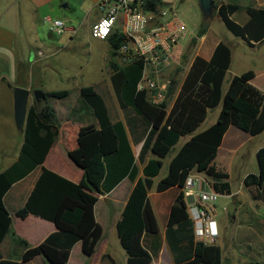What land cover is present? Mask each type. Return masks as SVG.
Listing matches in <instances>:
<instances>
[{"label": "trees", "instance_id": "1", "mask_svg": "<svg viewBox=\"0 0 264 264\" xmlns=\"http://www.w3.org/2000/svg\"><path fill=\"white\" fill-rule=\"evenodd\" d=\"M159 6V0H145L143 8L152 10ZM238 8L234 0L225 4L213 0L212 14L232 36L245 42H264V6L246 7L244 11L248 19L241 26L230 18ZM206 29L207 26L202 24L196 36ZM107 40L111 56L108 61L109 81L124 124L110 120L104 101L91 86L79 88L78 106L70 113L80 123L76 124L74 148L65 151L67 158L81 171V178L75 184L42 167L59 131L54 109L47 99L62 100L67 97V91L45 92L39 106L33 103L27 107L18 158L7 170L0 172V242L10 230V218L2 203L4 193L12 183L38 167L33 187L14 215L21 219L32 215L49 221L56 231L36 246H25L19 259L21 262L40 255L46 264H65L76 242H80L83 255L90 257L102 236V228L93 214L95 195L109 193L127 178L133 185L114 224L118 245L126 256L125 264H148L151 260L143 245L146 238L156 237L158 233L147 196L151 188L155 193L178 189L163 229L172 263L220 264L221 250L217 245L194 241L181 189L193 171L201 174L216 194L230 195L227 174L213 164L216 150L229 126L249 136L263 131L264 94L249 84L253 77L250 70L233 76L221 94L230 52L219 42L207 61L197 56L193 58L169 108L172 82L163 100L154 104L146 90L136 89L142 63L133 61L120 65L113 60L123 36L114 32ZM218 105L214 123L195 132L206 112ZM124 127L134 144L142 139L136 157L137 163L142 165L140 177H137ZM186 136L188 138L170 158L165 175L154 183L153 178L157 176L162 160L177 141ZM149 153L153 157L144 162ZM255 160L256 173L246 174L242 185L253 201L264 202V146L255 152ZM148 243L152 246L151 242ZM0 264L19 263L0 257Z\"/></svg>", "mask_w": 264, "mask_h": 264}, {"label": "crops", "instance_id": "2", "mask_svg": "<svg viewBox=\"0 0 264 264\" xmlns=\"http://www.w3.org/2000/svg\"><path fill=\"white\" fill-rule=\"evenodd\" d=\"M52 1L53 0L22 1L21 4L22 11L24 10V12L18 10V12H14L12 15V23L14 25L17 24L18 29H14L13 31H11L8 29L6 30V28L3 27L1 28L2 31H0L1 39H3L4 37L6 38L5 41L0 40V46L5 47L8 51V54L10 55V58L8 59L9 62L6 65V68L8 72H13L11 77L12 82L11 79L7 80L4 76L0 74V172L7 170L13 163L16 162L22 141V128L18 129L14 125L13 89L16 87L27 89L29 92L27 107H29L33 103L39 106L42 101L39 100L35 102L32 99L31 91L40 90L44 94L45 92L64 90L61 87L62 86L61 83H58L61 76H59V74L54 73L57 71V69L58 70L61 69V65L59 64V61H56V65L52 64L51 66L50 61H52L51 60L52 57L56 56L62 50H68V46L71 47L74 46L72 50L79 51V48L77 47L79 45V40L77 38L70 37L66 45L64 47L59 48L55 44L44 40L42 34L38 32L37 18L40 11L39 7L43 4H48L49 2ZM159 1H160L159 7H169V8L172 7L174 8L175 13L177 14L176 5L166 4L161 0ZM182 1L183 0L181 1L178 0V4H180ZM234 1L239 8L236 12H234L230 16V18L240 26L244 25L248 19L244 11L246 7L261 8L264 6V0H234ZM228 2L229 0H217L218 4L220 3L225 4ZM88 3L90 8L88 12L95 11L96 16L85 23V29L87 34L91 24L94 23L100 17V14L98 13L96 8L97 0H88ZM194 3L197 7L196 0H194ZM3 14L1 15V17L3 16ZM54 19L59 20L57 18ZM215 19L219 20L217 16L215 17ZM201 21H202V16L200 14V17L195 22L193 28L189 29L188 26L185 25L186 29L188 28L187 35L182 40H180L175 46H173L171 50L170 62L168 66L165 68L164 71L159 73L156 79L157 87L161 88L164 94L166 93L168 86H166L167 82L164 83L165 79L163 78H166V76H169L170 73L175 72L174 68L178 69V75L176 76V83L173 86L171 95L168 99V103H167L168 108L171 106L173 99L181 84V81L184 77V74L188 70L193 58L197 56L207 61L211 57L214 47L219 42L223 43L222 41L218 40V37L213 36L212 38L208 39V34L211 33L209 26L210 21L208 22L207 29L201 35L196 36L195 34L201 24ZM65 31H70L71 34H75V31L73 29L70 30L65 29ZM113 32H116V30H114ZM232 37L241 40L242 43H244V45H246L249 49H253V48L256 49L260 45L264 44V42H259V43L245 42L239 37H234V36ZM192 38L194 39L193 44L189 45ZM97 42L106 45L107 52H106L105 61L107 67L109 68L108 61L110 60L111 56H110V45L108 43V40L97 41ZM223 44L226 45L227 48L229 49L230 62L227 70L224 73L223 80L221 83V88H220L221 94L224 93L229 80L233 76H237L248 70L252 71L253 73V77L249 80V84L264 94V68L258 72L246 66L234 69L231 49L226 43ZM113 60L117 64H119L120 62L117 56H114ZM108 70L109 73L106 79L107 82L105 86H103L104 87L103 90L112 93L114 102L117 106L115 97L111 89V84L109 81V75L111 72L110 69ZM77 73L78 72L70 73L71 81L74 80V78L77 76ZM85 78L86 80L82 85L81 84L78 85L77 83H75L74 82L75 80L73 81L75 83V86H73L70 90L69 89L66 90L67 91L66 98L62 100H55L50 98L47 99L49 105H51L52 108L54 109L57 122L58 120L60 121L58 117L60 110L61 117H64L65 119L70 118L72 122H74L75 124L80 123L78 122L76 116L71 115L70 112L78 106L79 88L82 86H91L104 101L110 120L112 122L119 121L122 124H124L123 116L118 106L117 108L120 111V116L119 117L111 116L108 111L104 97L100 94V92L103 90L101 89L100 91L99 86L96 87L98 82H100V72H86ZM161 78L163 80H161ZM53 82L54 84H50ZM72 96H74V103L72 102L69 103L70 98ZM218 106L206 112L203 121L199 124L195 132L202 131L214 123L219 111ZM75 132L76 129L72 131L73 137L70 140H67L66 136H64V134L62 135L61 129L59 128L58 135L54 139L51 147L49 148V151L47 152L42 162V167L76 184L79 182L81 178V171L73 165V163L67 158L65 153L66 150H70L74 148ZM125 132L130 147V151L132 153L135 165L137 167V177H140L142 165L137 163L136 157L142 139L138 143L134 144L126 129ZM187 138H188L187 136L181 137L179 140H182V142L178 145L176 150L173 151L172 148L170 153L162 160V166H163V161L166 160L164 174L159 175L160 170L162 168L161 166L157 176L153 178L154 183L165 175L167 164L170 158L174 155V153L178 150L180 145ZM258 138H259L258 145H255L250 151L251 155L254 158L257 149L264 146V129L255 136H249L248 134L232 126H229L227 128V130L222 136L220 145L216 150V154L213 159V164L217 169L227 174L228 182L230 180L229 173L232 170L231 168L233 167L234 160L238 158L239 163L243 164L246 160V157L249 154L246 145L250 142H253L254 139H258ZM179 140L177 141V143L179 142ZM152 157L153 156L150 153L147 154V156L144 159V162H146L148 159ZM57 162L62 163V167H59ZM38 172H39V168L36 167L31 171H29L26 175H24L20 179L16 180L14 183L11 184L9 189L4 193L2 197L3 206L6 209L10 218V230L0 242L1 259L16 260L19 264H46L45 260L40 255H36L32 259L26 262H21L19 259L22 255L25 246L27 247L36 246L46 236L55 232L56 227L51 222L40 219L32 215H27L23 219L18 218L14 215V212L23 206L28 194L30 193L33 187ZM189 175L198 176L200 179H204L201 174H198L193 171ZM245 175L246 173L244 175H241V183ZM124 180L128 181V185L125 186V189L123 190L122 193L114 194L116 193L115 192L116 189L120 186V184H122ZM132 185L133 183L131 181H129L127 178H124L109 193L105 195H95L96 202L93 207V214L95 221L101 226V228H102V225L100 223L101 211H103V209L105 210L106 207H110L112 212L117 213V216L113 219L115 224ZM177 192L178 189L170 188L162 193H157L161 195L168 194L167 198H161L160 196V198H156L153 201L150 200L148 195L149 193H147L148 200L154 212L158 227V233L156 237L146 238L143 243L145 249L147 250V252L150 254L151 257V260L148 264H173L171 254L163 238V229L169 207L172 204L173 198ZM112 193L114 194V196H111ZM229 196H233L231 195V192ZM100 197L102 200L100 204H98L100 201L99 200ZM106 200H109V202H107ZM236 202H238L237 199ZM231 205L234 208H236L235 203L232 202ZM158 216L160 218L159 220H160L161 229L158 224ZM148 242H151L152 246ZM116 255L118 256L119 260H117L112 255V253L109 250V246L104 241V231L102 228V236L97 242L94 248V252L90 257L83 255V253L81 252L80 242H76L72 245L65 264H125L126 261L125 253L122 250H116Z\"/></svg>", "mask_w": 264, "mask_h": 264}, {"label": "rangeland", "instance_id": "3", "mask_svg": "<svg viewBox=\"0 0 264 264\" xmlns=\"http://www.w3.org/2000/svg\"><path fill=\"white\" fill-rule=\"evenodd\" d=\"M22 1L24 0H0V31H2L1 28L3 27L11 31L18 29L17 24L14 25L12 23V15L14 12H18V10L22 11ZM161 1L166 4L176 5L177 15L189 29L194 27L195 22L200 17L194 0H183L180 4H178V0ZM39 9L37 29L38 32L42 34L44 40L55 44L59 48L64 47L70 37L79 40V45L77 46L79 51H73L72 48L74 46H68V50L60 51V53L52 57V61H50L51 66L52 64L56 65V61H59L61 65V69H57V71L54 72L61 76L58 81V83H61V87L64 90H70L75 86V83L82 85L85 82L86 72H100V82H98L96 87L99 86V90H103L109 73V68L105 61L107 48L106 45L90 39L86 33L85 23L96 16L95 11L88 12L90 9L88 0H53L48 4L41 5ZM22 12H24V10ZM2 14L3 16L1 17ZM45 17L49 19H59L62 21L65 29H73L75 34H71L70 31L57 34L49 30V24L44 21ZM215 17L216 15L214 14H211L208 18L202 17L200 26L202 24L207 26L210 21L209 26L211 33L208 34V39L213 36L218 37L219 41L226 43L230 47L234 69L246 66L257 72L261 71L264 68V44L256 49H249L241 40L233 38ZM5 39V37L3 39L0 37L2 41H5ZM193 41L194 39L192 38L189 45H192ZM9 58L10 55L7 49L0 46V74L7 80L11 79L12 82L11 77L13 72H8L6 68ZM119 64L123 65L120 62ZM174 71L175 72L170 73L169 76H166V78H163L165 79L164 83L167 82L166 86L168 87L170 82L173 83V86L175 85L178 69L174 68ZM71 72H78L77 76L74 78L75 81L73 80L75 83L70 79ZM163 79L161 78V80ZM50 84H54V82ZM100 94L104 97L110 115L119 117L120 111L114 102L112 93L103 90ZM71 102L74 103V96L70 98L69 103ZM58 117L60 119V121L58 120V125L62 135L64 134L67 140H70L73 137L72 131L76 129V124L72 122L70 118L65 119L61 117L60 110ZM181 142L182 140H179L172 150H176ZM258 143L259 138L254 139L253 142L246 145L249 154L243 164L239 163L238 158L233 162L232 170L229 173L230 180L228 182L231 195L233 196H217L212 207L213 219L216 222L218 231V236L214 244L221 250L220 264H264V202L259 200L253 201L248 191L241 183V175L245 173H256L255 158L251 155L250 151L255 145H258ZM57 164L59 167H62V163L57 162ZM165 164L166 160L163 161V166L159 175L164 174ZM126 185H128V181L124 180L114 194L122 193ZM148 193L151 201L160 198V196L161 198H167L168 196V194H157L152 188L149 189ZM114 194L112 193L111 196H114ZM236 199L238 202H236ZM99 200L98 204H100L102 200L101 197ZM106 201L109 202V200ZM232 202L236 204V208H233V218H228L226 215V208L231 205ZM100 214V223L104 231V241L109 246L112 255L119 260L116 255V250L121 249L117 243L113 220L117 216V213L112 212L110 207H106ZM159 219L158 216V224L161 229Z\"/></svg>", "mask_w": 264, "mask_h": 264}, {"label": "built area", "instance_id": "4", "mask_svg": "<svg viewBox=\"0 0 264 264\" xmlns=\"http://www.w3.org/2000/svg\"><path fill=\"white\" fill-rule=\"evenodd\" d=\"M145 0H97L100 17L89 27L91 39L105 41L114 30L123 36L116 49V56L122 64L133 61L142 63L137 90H146L150 102L160 103L164 94L157 87L156 79L170 62L173 46L187 35L183 21L174 8L157 7L144 10ZM49 30L60 34L65 31L60 20L45 18ZM188 218L191 222L193 239L203 245L214 244L217 226L212 207L216 194L204 179L190 176L181 189Z\"/></svg>", "mask_w": 264, "mask_h": 264}, {"label": "water", "instance_id": "5", "mask_svg": "<svg viewBox=\"0 0 264 264\" xmlns=\"http://www.w3.org/2000/svg\"><path fill=\"white\" fill-rule=\"evenodd\" d=\"M196 3L201 16L204 18L210 17L213 0H196ZM31 96L35 102L44 100V94L40 90L31 91ZM28 99L29 92L27 89L18 87L13 89V119L15 127L18 129H21L23 126ZM233 208L232 205L226 208L228 218H233Z\"/></svg>", "mask_w": 264, "mask_h": 264}]
</instances>
